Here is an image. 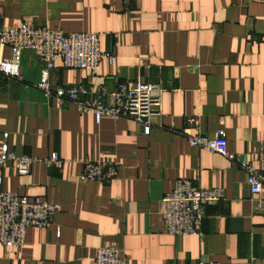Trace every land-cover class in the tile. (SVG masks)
Returning a JSON list of instances; mask_svg holds the SVG:
<instances>
[{
  "label": "crops",
  "instance_id": "crops-1",
  "mask_svg": "<svg viewBox=\"0 0 264 264\" xmlns=\"http://www.w3.org/2000/svg\"><path fill=\"white\" fill-rule=\"evenodd\" d=\"M0 19L3 26L28 21L96 34L99 50L114 58L111 65L100 61L92 76L55 62L51 88L110 92L118 82L137 81L163 90L148 135L127 119L96 124L72 103L46 99L36 88L43 63L34 51H21L20 80L0 75V147L36 161L25 178L5 165L0 191L58 210L47 228L25 230L20 248L0 244V264H92L100 247L116 249L124 264H264V205L254 208L237 166H257L264 138V0H0ZM7 57L0 45V60ZM188 117L194 127L184 124ZM218 129L235 161L186 144L187 135L210 137ZM50 153L61 169L41 163ZM98 154L117 165L116 179L78 181L80 161ZM195 178L202 190L221 189L223 200L203 208L200 237L169 236L159 200L175 180Z\"/></svg>",
  "mask_w": 264,
  "mask_h": 264
},
{
  "label": "built area",
  "instance_id": "built-area-1",
  "mask_svg": "<svg viewBox=\"0 0 264 264\" xmlns=\"http://www.w3.org/2000/svg\"><path fill=\"white\" fill-rule=\"evenodd\" d=\"M0 45L9 50V57L0 60V75L20 80L19 58L22 50H32L43 63L36 88L46 99L52 98L57 105L72 103L77 112L89 114L96 124L102 117L111 120L127 119L137 125L143 135H148L151 119L160 115V97L163 90L157 83L118 82L114 89L106 92L103 87L89 88L77 85L70 88L54 87L48 84V74L55 62L63 70H83L95 75L100 61L108 65L113 56L99 50L98 36L93 33L64 34L56 29L36 27L31 22L20 21L10 26H3L0 19ZM93 95L87 99L88 95ZM106 98V101L103 100ZM187 127H194L193 117L185 118ZM186 144L195 149L212 154H219L230 161L233 156L226 152V141L222 129L210 137L196 133L185 137ZM257 166L241 160L237 166L245 174V185L251 195L254 208L262 209L264 201L258 198L264 172V138L259 142L256 152ZM36 159L27 155H15L3 144L0 147V170L7 164L13 168L16 176L25 178L30 166ZM45 167H63V162L55 153L42 158ZM118 167L114 162L106 161L101 154L96 158L80 161L77 175L82 183L93 182L108 185L117 177ZM1 181V179H0ZM223 200L221 189L202 190L194 180H175L170 192L159 200V216L164 232L169 236L200 237L199 227L202 210ZM58 206L38 197L27 198L13 192L0 191V244L5 248H20L27 228H47ZM92 264H124L119 252L111 247H100L95 250ZM200 264H251V260L231 263L201 262Z\"/></svg>",
  "mask_w": 264,
  "mask_h": 264
}]
</instances>
